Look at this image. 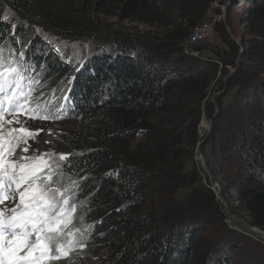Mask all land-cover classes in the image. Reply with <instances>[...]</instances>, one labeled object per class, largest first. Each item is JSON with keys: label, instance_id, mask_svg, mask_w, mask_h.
<instances>
[{"label": "trees", "instance_id": "16d2710c", "mask_svg": "<svg viewBox=\"0 0 264 264\" xmlns=\"http://www.w3.org/2000/svg\"><path fill=\"white\" fill-rule=\"evenodd\" d=\"M53 1L0 0L5 64L21 67L33 105L50 101L42 114L61 117H18L41 131L25 155L69 154L62 183L76 212L68 230L85 233L83 249L51 264H244L238 256L250 251L262 257L246 264H264V247L226 224L193 161L197 144L204 158L211 143V159L227 169L212 178L231 211L264 232V0H236L248 4L240 35L214 27L222 46H197V58L182 47L216 0H58L60 15ZM86 15L143 29L84 57L38 32L71 37L67 31L90 23ZM223 89L232 101L217 103L204 141L199 125L204 112L213 116L209 93Z\"/></svg>", "mask_w": 264, "mask_h": 264}, {"label": "snow or ice", "instance_id": "6c2138e0", "mask_svg": "<svg viewBox=\"0 0 264 264\" xmlns=\"http://www.w3.org/2000/svg\"><path fill=\"white\" fill-rule=\"evenodd\" d=\"M20 55L23 57L22 52ZM25 79L19 65L5 64L0 50V264H51L68 258L76 248L83 249L85 233L68 230L76 212L75 206L70 207V189L62 183V162L68 161L69 154L25 155L29 138L39 130L12 127L21 123L20 115L41 120L61 118L42 114L50 101L33 105L34 90L25 91ZM28 83L38 81L29 79Z\"/></svg>", "mask_w": 264, "mask_h": 264}, {"label": "rangeland", "instance_id": "374dc122", "mask_svg": "<svg viewBox=\"0 0 264 264\" xmlns=\"http://www.w3.org/2000/svg\"><path fill=\"white\" fill-rule=\"evenodd\" d=\"M55 4H57L56 9L58 10L59 15L61 13H65V11L62 8V5L60 4V1L54 0ZM248 8V4L241 1L238 3L236 0H216L215 4L212 5L211 9L207 13V21L206 24L209 26H218V25H223L226 26V29L228 30L230 38H236L240 35V31L242 28V21H243V16L245 13V10ZM88 16V19L90 23H87V25L81 24L80 28L81 31L77 33L76 32H70L67 31L71 37H65L63 35L59 34H52L49 33V31H45L44 29H39L38 32L46 35V37L49 38V40H57V43L65 45V48H67L70 52L71 57L74 56H81L84 57L85 55L90 54V51L94 48H101L106 45H110L113 42H117L118 40H122L124 38H129L135 33H139L142 31L141 26H132L128 24H118L115 22V19L109 18V19H102L101 17H96L95 15H86ZM9 19L14 18L13 15L8 16ZM8 21V20H6ZM5 21V22H6ZM13 27V26H11ZM234 30V31H233ZM75 36L77 38H75ZM205 42L202 44H199L198 47L201 46H207L210 49H219L222 44L220 43L218 36L216 33H212L209 37H207ZM52 43V42H51ZM201 56H209V52H201ZM73 59V58H72ZM224 94V89L219 92H210L209 97L211 98V103L213 105V116L209 119L206 116V112L202 114V119L199 125L200 129V136L203 138L205 141L206 139L208 140L211 129H212V124L213 121L215 120V117L219 114V110L217 108V103H220L222 107H226L229 103L232 101V94L231 95H226L223 97ZM230 94V93H229ZM221 100V102H220ZM219 105V104H218ZM216 111V112H214ZM224 119V118H223ZM225 121L222 123L224 124ZM19 127L21 126L20 124H17ZM222 126V125H221ZM42 130L51 133L50 135L57 134L59 132L63 133L64 129L60 127H42ZM39 132H41L39 130ZM202 143V142H201ZM212 147L213 145L209 143V147L206 148L205 156L203 158L202 153L200 152V147H199V152L202 158L203 166L205 168V172L201 170V167L199 166V163L196 159V155L194 153V159L193 161L196 163L197 166H199L200 170L203 172V174L209 178H211V181L213 185H215L220 192V197L216 196L217 201L219 202L224 214L225 211L228 212L231 216L238 218L241 220L243 223L244 220L237 217L234 212L231 211V206H234L231 199L228 198L229 195L226 193L222 192V190L219 188V180H213L212 178V172L213 170H218L217 172L221 173L222 176L226 177L227 175V169L225 170L222 169V162L218 164L217 160H212ZM205 161L209 162V167L205 164ZM224 164V163H223ZM210 181V180H209ZM211 188V187H210ZM215 194V193H214ZM228 198V199H227ZM227 222V220H226ZM227 224V223H226ZM247 224V223H245ZM229 226V224H227ZM231 227V226H229ZM234 229V228H232ZM235 230V229H234ZM237 231V230H236ZM241 235L245 236L249 240H254L257 245H260L261 247H264V242L263 240L253 238L251 236L244 235L241 231H238ZM254 247V245H253ZM249 245H245L243 249L248 252V250H253ZM258 256V257H257ZM262 257V254H254L253 252H248L244 255H239V261L246 264L248 261H258L256 260L257 258Z\"/></svg>", "mask_w": 264, "mask_h": 264}, {"label": "water", "instance_id": "95a60500", "mask_svg": "<svg viewBox=\"0 0 264 264\" xmlns=\"http://www.w3.org/2000/svg\"><path fill=\"white\" fill-rule=\"evenodd\" d=\"M216 112V111H214ZM201 145V142L197 144L196 150H195V155L196 159L199 163V166L201 167V170L205 172V168L203 166L202 158L199 152V147ZM209 184H210V189L217 195V197H220V192L218 191L217 187L213 185L211 178H209ZM225 216L227 218V224L231 226L230 228H234L237 231H241L244 233V235L251 236L256 239L262 240L261 236L264 235V232H261L260 230L250 227L248 224L243 223L241 220H239L236 217L231 216L228 212L225 211Z\"/></svg>", "mask_w": 264, "mask_h": 264}, {"label": "built area", "instance_id": "2783aa9c", "mask_svg": "<svg viewBox=\"0 0 264 264\" xmlns=\"http://www.w3.org/2000/svg\"><path fill=\"white\" fill-rule=\"evenodd\" d=\"M212 33H215L214 26H209L208 24H206V22L196 27L192 31L189 38L186 40L185 45L182 47L183 55L194 58L199 57V52L196 50V47L199 44H202V42L204 43V40L209 37Z\"/></svg>", "mask_w": 264, "mask_h": 264}, {"label": "bare ground", "instance_id": "6f19581e", "mask_svg": "<svg viewBox=\"0 0 264 264\" xmlns=\"http://www.w3.org/2000/svg\"><path fill=\"white\" fill-rule=\"evenodd\" d=\"M261 238H262V240H263V242H264V235H262Z\"/></svg>", "mask_w": 264, "mask_h": 264}]
</instances>
